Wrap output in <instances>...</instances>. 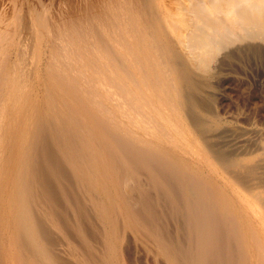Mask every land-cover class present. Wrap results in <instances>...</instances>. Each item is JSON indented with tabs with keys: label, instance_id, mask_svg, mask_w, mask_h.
<instances>
[{
	"label": "bare ground",
	"instance_id": "bare-ground-1",
	"mask_svg": "<svg viewBox=\"0 0 264 264\" xmlns=\"http://www.w3.org/2000/svg\"><path fill=\"white\" fill-rule=\"evenodd\" d=\"M257 60L264 0H0V264H264Z\"/></svg>",
	"mask_w": 264,
	"mask_h": 264
},
{
	"label": "rangeland",
	"instance_id": "rangeland-1",
	"mask_svg": "<svg viewBox=\"0 0 264 264\" xmlns=\"http://www.w3.org/2000/svg\"><path fill=\"white\" fill-rule=\"evenodd\" d=\"M16 9L17 8H14V10ZM253 62L254 63L252 64L249 63L247 65H243L235 61L230 66V68L225 63H221L220 66L227 67L226 69H223L224 73L222 76L223 78L221 79V82L219 84L220 88L212 89L215 93V96L217 97V108H219L226 117H232L233 120H239L228 125L227 130L225 131V139L223 140L229 145L240 142V144L242 143L245 145L249 143V146H247L250 147L251 144H255L258 138H262V136H264V120L262 121V119H264V63L260 60ZM245 81L247 82L245 83ZM237 84L240 86V88H242V86H245L246 89L250 91L248 92L249 97L247 94L245 96H242L244 94V91L242 89V91L240 89V91H237L239 87H236ZM232 91L234 92V94ZM239 92H242L243 94ZM235 94L239 97L237 98ZM250 94L252 97L250 96ZM246 97L247 99L245 100ZM235 98H237L238 100ZM239 100L240 103H243V105L241 106H245V108L243 107L241 114L236 112V110L240 108V106H238ZM235 102L237 103L235 104ZM249 110H251L253 113H249L251 112ZM257 115L258 117L255 118ZM259 116L262 117L259 118ZM250 117L255 118V121H257L258 119L259 124H261L257 125L253 122V119H250ZM260 120L263 122V124Z\"/></svg>",
	"mask_w": 264,
	"mask_h": 264
}]
</instances>
